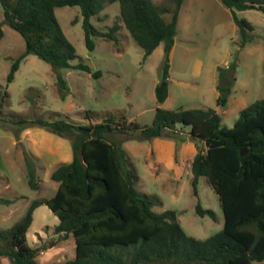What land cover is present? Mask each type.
Here are the masks:
<instances>
[{
  "label": "trees",
  "instance_id": "16d2710c",
  "mask_svg": "<svg viewBox=\"0 0 264 264\" xmlns=\"http://www.w3.org/2000/svg\"><path fill=\"white\" fill-rule=\"evenodd\" d=\"M232 13L241 36V46L248 40L251 26L236 18L234 11L253 9L264 15V0H219ZM118 3V19L133 42L142 49L144 60L160 43L164 60L154 86L156 104L167 97L168 57L182 0L173 7L155 5L150 0H0L1 26L7 25L23 40V51L11 62L5 82L12 81L19 63L33 54L53 70H80L97 77L99 72L81 61L72 64L74 48L63 35L53 10L77 6L81 14L83 41L92 50V37L116 41L118 26L106 31L93 26L90 18L107 4ZM168 16V18L166 17ZM233 59L218 66L215 106L227 104L235 80ZM58 88L65 90L56 74ZM3 91L0 106L5 102ZM62 97V95H61ZM83 111L86 123L64 119L45 120L24 117L6 119L15 139L14 161L21 168L30 189H37L34 159L23 149L19 134L27 128H40L69 142L71 160L54 166L48 179L57 183L48 198L33 199L23 215L10 227L0 229V258L9 264H39L37 256L43 245L29 246L25 233L33 210L44 205L56 217L52 233L61 239L72 238L73 256L47 264H250L264 261V100L258 99L238 111L231 127L221 123L215 109H154L150 123L139 125L123 114L101 116ZM194 145L189 160L190 186L197 195L198 178L203 177L216 195L222 214V227L216 233L196 239L186 235L173 210L155 212L160 204L155 195L135 188L136 171L121 147L122 141H151L154 138L178 139L183 133ZM179 134V135H178ZM116 137L122 138L118 140ZM245 152L240 155V150ZM13 199L0 197V204ZM199 216L215 219L213 211L197 201ZM47 227H44L43 231Z\"/></svg>",
  "mask_w": 264,
  "mask_h": 264
},
{
  "label": "rangeland",
  "instance_id": "374dc122",
  "mask_svg": "<svg viewBox=\"0 0 264 264\" xmlns=\"http://www.w3.org/2000/svg\"><path fill=\"white\" fill-rule=\"evenodd\" d=\"M150 1L169 9L174 4L173 0ZM118 11V3L113 2L90 18V22L98 29L106 31L113 23L117 24L118 29L115 42L92 37L94 47L87 50L79 8L62 6L53 10L63 35L74 48L76 57L71 63L83 62L90 72H99L97 77L80 70L60 68L55 71L48 63L28 54L19 63L12 81L6 83L5 75L10 64L23 51L24 45L21 36L3 24V36L0 39V99L3 91L7 92V97L0 106V118L64 119L84 124L86 119L83 118V111L87 110L96 114L93 121L105 115L123 114L128 121L144 125L150 123L156 107L165 110L209 107L217 111L224 126L231 127L238 110L255 100H264V15L261 12L253 9L234 11L236 18L245 20L251 26V30L247 31L248 40L241 46V36L233 22L232 13L219 0H182L168 57L167 97L161 104H156L154 86L164 60L163 45L160 43L143 60L142 49L133 42L120 23ZM1 18L0 7V21ZM233 59L236 62L235 80L227 104L218 108L215 106L216 69ZM56 74L65 83L64 91L57 86ZM9 129L10 125L6 121L0 122V197L14 201L12 205L0 204V214L13 209L9 216L0 218V229L8 228L17 221L29 201L50 197L56 185L48 178L44 179L48 165L45 168L36 156L28 152L31 141L30 135L26 133L20 144L34 159L38 188L30 189L27 186L21 168L14 161L16 141ZM40 130L46 135L33 134L35 144L42 148L53 147L52 137H57ZM183 137L181 134L176 140L165 138L172 143L166 150L173 147V153L179 160L191 153L188 148L181 147V144L191 142ZM64 141L70 150L69 142L66 139ZM148 145V141L138 140L121 143L138 176L135 188L145 194L155 195L160 200V204L153 205L152 210L175 211L183 232L196 239H204L220 230L221 210L216 195L205 179L198 178L197 195L194 196L190 177L185 174L177 177L162 163L156 169L148 167L145 162ZM166 150L162 151L165 156L168 153ZM178 171L180 173L181 170ZM197 201L203 209L213 211L214 220L195 213ZM55 222L56 219L46 206L40 205L33 210L32 221L25 233L29 246L45 247L38 257V261L43 264L47 261H64L73 256L72 238L61 239L48 228ZM43 227H47L46 230L43 231ZM33 241L36 243L32 244ZM0 264L9 263L7 259L0 258ZM250 264H264V261Z\"/></svg>",
  "mask_w": 264,
  "mask_h": 264
},
{
  "label": "crops",
  "instance_id": "0c3cea01",
  "mask_svg": "<svg viewBox=\"0 0 264 264\" xmlns=\"http://www.w3.org/2000/svg\"><path fill=\"white\" fill-rule=\"evenodd\" d=\"M184 131H186V130H183L182 134L184 135L183 138L186 139ZM26 133L30 135L29 140L31 141L30 149L28 150V152L33 154L34 156H36L43 163V166L45 168L47 167L46 165H48V167L45 169L46 172H45L44 179L48 178L50 171L54 168L55 165H57L59 163H67L71 160V149L69 150L68 144H67V142L64 141V139H60V137H58V136H56L57 138L52 137L53 142H54L53 143L54 146L48 147V148H42V147L37 146L35 144V142L32 140V136L35 133H39L41 135H46L45 133L41 132L40 128H27V129L22 130L19 134V139H20L19 141H21L22 138H25ZM47 137L49 139H51V137L49 135H47ZM170 144H172L171 141H169L165 138L164 139L154 138L151 141H149L147 152L145 154L146 164L148 165V167L150 169H153V168L156 169L157 165L162 163L165 166V168H168L171 171H173L177 177H180L183 174H185L186 177H190L188 165H189L190 158L192 157V155L195 152L193 143L185 142V143L181 144V147L183 149L188 148L189 151L191 152L188 157L185 156L182 158V160L181 159L179 160L177 157H175V155L173 153L174 152L173 147L169 148V150H166V148ZM184 145H185V147H183ZM164 150L168 151L166 156L162 154V151H164ZM47 162H48V164H47ZM179 167H181V169ZM178 170H181L180 173ZM55 184L56 185H55L54 190L57 187V183H55ZM8 205H12V203L8 204ZM12 212H13V209H8L5 213L0 214V218L3 219L5 217L9 216V214H11ZM54 218L56 219L55 216H54ZM56 223H57V219H56L55 224ZM53 226H50V227L47 226V227L52 229ZM43 229H44V227H43ZM37 235L41 236L39 234H37ZM34 243H36V241L32 242V244H34ZM32 246H36V245H32ZM43 252H44V250L41 251L40 254L37 256V262L39 264H43V263H40L38 261V257ZM71 258H72V256H70L69 259H71ZM66 260H68V259H66ZM48 262L49 261H47L46 264Z\"/></svg>",
  "mask_w": 264,
  "mask_h": 264
},
{
  "label": "water",
  "instance_id": "95a60500",
  "mask_svg": "<svg viewBox=\"0 0 264 264\" xmlns=\"http://www.w3.org/2000/svg\"><path fill=\"white\" fill-rule=\"evenodd\" d=\"M244 152H245V150L244 149H241L240 150V155H242Z\"/></svg>",
  "mask_w": 264,
  "mask_h": 264
}]
</instances>
